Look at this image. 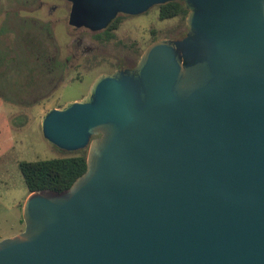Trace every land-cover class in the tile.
<instances>
[{
    "label": "water",
    "instance_id": "1",
    "mask_svg": "<svg viewBox=\"0 0 264 264\" xmlns=\"http://www.w3.org/2000/svg\"><path fill=\"white\" fill-rule=\"evenodd\" d=\"M71 1L97 31L176 0ZM181 1L184 36L43 115L87 168L28 195L0 264H264V0Z\"/></svg>",
    "mask_w": 264,
    "mask_h": 264
},
{
    "label": "rangeland",
    "instance_id": "2",
    "mask_svg": "<svg viewBox=\"0 0 264 264\" xmlns=\"http://www.w3.org/2000/svg\"><path fill=\"white\" fill-rule=\"evenodd\" d=\"M37 4L35 0H0V240L20 233L25 227L21 219L29 190L19 162L84 150L67 151L49 142L42 130L43 115L51 108L81 99L100 72L111 70L107 64L92 65L90 70L69 68L62 82L59 75L47 74L42 69L43 60L36 61L29 46H21L27 34L24 30L32 25L30 19L33 16L39 21L62 18L58 23H47L62 45L61 57L67 53L64 43L72 38L67 30L71 33L73 27L65 22L62 11L50 14L48 6L36 10ZM33 9L36 11L32 12ZM24 23H28L26 28ZM83 32L87 37L93 35L90 30ZM186 32V16L162 20L159 5H154L142 14L122 15L115 32L118 47L111 46L122 50L118 44L121 41L134 43V52L139 55L156 39L179 38ZM30 34H35L34 30Z\"/></svg>",
    "mask_w": 264,
    "mask_h": 264
},
{
    "label": "flooded vegetation",
    "instance_id": "3",
    "mask_svg": "<svg viewBox=\"0 0 264 264\" xmlns=\"http://www.w3.org/2000/svg\"><path fill=\"white\" fill-rule=\"evenodd\" d=\"M35 2L38 3L36 10H41L45 6H48V11L50 14L62 11L63 14H65L63 19L66 23L70 24V13L73 7V2L71 0H35ZM157 5H159L160 9L161 4ZM36 10L33 9L32 12ZM122 15L135 16L131 14H119L117 16L120 17L118 26L121 23ZM61 19L62 18L59 17L57 18V20L49 19L50 21H39L37 16H33V18L30 19V23L32 24L30 27L26 28V25L28 23H24V26L26 28L24 32H27V34L24 36L25 40L21 43V46H23L22 44H25V46L27 47L29 46L31 52L33 51L35 54L36 61L43 60L41 62L42 69L47 74L59 75L58 80L61 82L63 81L62 79L65 75V71L69 68L70 70H90L92 65L97 66L107 64L106 66L110 67L111 70L100 72L99 75L104 73H113L116 70L133 69L138 65L145 49L151 44L150 43L139 55L134 52V47L132 46L134 43L128 45L127 43L121 41L118 44L119 48H121L122 50L111 46L112 44L117 46V35L115 32L118 29V26L111 30L109 29V26L115 19L111 23H109L106 28L97 31H93L85 26L77 27L70 24L73 27V32L70 33V31L67 30V34L71 35L72 38H69V40L67 39L68 41L64 43V47L67 53H65V55L61 57L62 45L56 41V38L52 34L49 25H47V23H58L61 21ZM33 30L35 34L32 35L30 34V32ZM85 30L92 31L93 35L87 37L83 32ZM108 33H111L112 35H108ZM43 40H45V42H42ZM71 61L73 62L71 63ZM83 149L88 152L89 146Z\"/></svg>",
    "mask_w": 264,
    "mask_h": 264
},
{
    "label": "trees",
    "instance_id": "4",
    "mask_svg": "<svg viewBox=\"0 0 264 264\" xmlns=\"http://www.w3.org/2000/svg\"><path fill=\"white\" fill-rule=\"evenodd\" d=\"M188 9L181 0L170 1L160 5L159 18L169 19L175 16H187ZM120 17H117L109 29L116 28ZM107 33V31H106ZM108 35H112L108 33ZM19 168L28 187L29 193L44 188L58 191L64 190L81 176L87 168V152H80L66 156H56L35 161L22 160ZM22 222L23 218L21 219Z\"/></svg>",
    "mask_w": 264,
    "mask_h": 264
}]
</instances>
